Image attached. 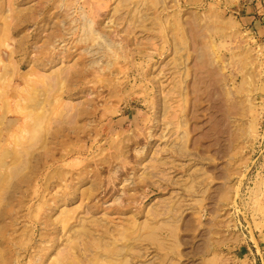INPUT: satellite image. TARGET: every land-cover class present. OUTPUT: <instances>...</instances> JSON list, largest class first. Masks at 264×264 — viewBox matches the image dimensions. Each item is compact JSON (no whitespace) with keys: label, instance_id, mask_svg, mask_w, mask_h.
I'll use <instances>...</instances> for the list:
<instances>
[{"label":"rangeland","instance_id":"1","mask_svg":"<svg viewBox=\"0 0 264 264\" xmlns=\"http://www.w3.org/2000/svg\"><path fill=\"white\" fill-rule=\"evenodd\" d=\"M0 264H264V0H0Z\"/></svg>","mask_w":264,"mask_h":264}]
</instances>
